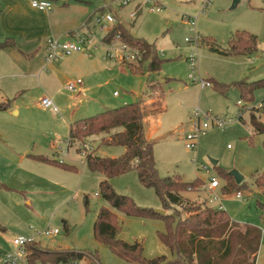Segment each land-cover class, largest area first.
<instances>
[{"label":"rangeland","instance_id":"obj_1","mask_svg":"<svg viewBox=\"0 0 264 264\" xmlns=\"http://www.w3.org/2000/svg\"><path fill=\"white\" fill-rule=\"evenodd\" d=\"M153 1L161 8L160 12L152 13L149 7L137 12L138 4L143 0L124 8L112 6L111 9L106 4L109 0L91 2L95 14L93 19L101 14L104 17L115 14L135 37L154 45L164 62L161 72H148V62H144L142 49L131 47L120 38L109 44L102 41L115 23L106 29L90 27L92 41L98 45L96 50L90 51V57L86 53L64 57L97 59L85 70V75L71 79L83 81L85 91L81 101L75 103L69 96L72 94L65 92L60 104L55 103L60 108L58 115L37 106L29 112V117L37 130L50 136L46 157L75 166L77 170L50 168L49 173L42 170L38 172L40 178L30 180L23 195L0 189V264H4L6 256L16 250L13 240L18 236L34 237L38 240L36 246L44 250L83 252L86 256L79 264H135L94 238L93 228L100 207L111 208L100 195L99 185L105 178L100 173L89 171L84 163V152H80L83 148L80 143L69 146V125L138 101L148 85L154 82H160L165 98L160 101L153 99L157 101L154 105L153 100L147 102L148 114L144 125L146 137L154 143L160 176L179 175L185 182L198 178L203 180L204 185L197 192H187L186 196L191 201L196 200L200 206L216 208V201L214 205L210 203L212 191L208 189V183L212 178L219 180L220 187L214 193L223 198L224 210L241 226H255L263 232L257 264H264V222L258 206L264 205V188L257 187L253 178L264 172V134L256 133L250 120L255 114L264 122V108L258 109L264 106V87L255 91L253 102L246 103L237 90L230 89L222 94L211 81L230 85L239 81L264 80V70L251 77L264 68V0H239L235 8V0H212L205 13H201L204 0ZM136 12L137 16L132 18ZM93 19L90 22L84 20L83 25H93ZM243 31L257 40L258 51L254 57H224L211 52L203 41L213 40L227 48L236 33ZM107 47L114 58L129 52L139 55L134 62H120L108 58ZM192 52L197 58L194 68L189 60ZM0 58L1 66L8 56L3 53ZM129 64L142 68L143 72H131ZM201 80L211 81L212 86L202 88ZM33 86L37 87L34 81ZM55 86L57 88L56 83ZM41 92L43 89L40 95ZM115 92L119 95L114 96ZM27 100L30 102L31 98ZM198 110L203 118H219L225 125L217 126L210 120V127L200 134L197 149L188 150L185 141L192 132L193 113ZM240 112L242 121L238 117ZM1 116L0 113L3 133L17 128L16 124ZM94 138V141L90 140L89 148L96 149V155L114 158L123 154L124 148L101 146L102 139ZM211 159L218 164L214 166ZM232 171H238L244 177V188H237L235 180L225 178ZM110 182L118 194L132 198L138 207L164 210L155 189L142 185L137 172L126 173ZM239 191L244 195L241 200L234 198ZM116 213L121 221L119 237L128 243L140 242L144 258H173L172 251L159 236L166 231L163 219L132 217L122 211ZM176 214L180 215L178 219L187 217L181 210ZM48 228H58L60 233L51 237L42 235Z\"/></svg>","mask_w":264,"mask_h":264},{"label":"trees","instance_id":"obj_2","mask_svg":"<svg viewBox=\"0 0 264 264\" xmlns=\"http://www.w3.org/2000/svg\"><path fill=\"white\" fill-rule=\"evenodd\" d=\"M115 18L116 23L104 35L103 42L109 44L118 36L129 46L144 51V62H148L149 73L161 72L164 62L155 46L143 38L135 37L117 15ZM92 19L93 17H89L87 21L90 22ZM69 35L74 37L75 33ZM203 41L208 44L211 52L224 57L251 58L258 51L256 38L246 31L237 32L227 48L221 47L213 40ZM9 46L10 42L0 43V50ZM128 68L133 73L143 72L142 68L132 64H129ZM211 81L214 88L222 94H226L230 89L237 90L246 103L253 102L255 91L264 87V80L239 81L230 85ZM164 98L160 82L150 83L138 101L80 119L70 127L69 146L80 143L83 147L80 152H84V163L89 171L100 173L105 178L99 185L100 195L111 208L100 207L93 228L95 240L108 246L121 258L135 264H256L262 239L261 229L251 225L241 226L225 210L200 206L196 200L191 201L186 196L187 192H197L199 187L204 185L203 180L198 178L193 182H185L179 175L160 176L156 167L154 143L146 137L144 119L148 114L147 102L153 99L160 101ZM157 101L153 100V105ZM9 107L10 101L0 104V111ZM242 120L243 117L240 118V121ZM250 120L254 131L264 134V122L258 120L255 114L251 115ZM118 129L122 131L114 133ZM100 135H105L100 142L101 146L122 147L125 149L124 154L114 158L96 155L97 150L89 148L90 140ZM31 157L65 170H77L75 166L45 156ZM132 171L137 172L142 185L155 189L163 202L164 215L152 209L140 208L132 198L120 195L114 190L110 180ZM225 178L234 180L229 174L225 175ZM253 178L257 187L264 188V172ZM242 184H237L236 187L244 188ZM85 204L87 207V200ZM258 206L264 222V205ZM179 210L187 217L178 219L180 215L176 213ZM116 211H122L132 217L163 219L166 231L159 236L162 243L172 251L173 258L161 256L146 259L143 257V246L140 242L128 243L122 240L119 237L121 221ZM65 228L68 229L67 223ZM35 243L29 244L26 248L29 261L32 263L79 264L86 256L85 253L77 251L40 249Z\"/></svg>","mask_w":264,"mask_h":264},{"label":"crops","instance_id":"obj_3","mask_svg":"<svg viewBox=\"0 0 264 264\" xmlns=\"http://www.w3.org/2000/svg\"><path fill=\"white\" fill-rule=\"evenodd\" d=\"M50 1L53 8L41 11L25 0H0V43H11V46L0 50V57L3 53L8 56L0 66V104L10 101V107L0 113L1 117L8 118L17 126L16 129L6 131L8 134L0 129V189L11 191L15 195L25 194L30 180L40 178L41 174L38 172L42 170L47 173L50 168L65 171L31 157H46L51 139L50 136L47 137V133L37 130L30 122L29 112L37 106L42 107L41 100L44 98L60 104V98L65 92L72 94L69 96L75 103L80 102L85 91L83 83L76 94L67 91L66 84L77 76L85 75V70L97 60L62 58L51 63L46 62L48 41L76 39V32H84V20L95 15L91 2L96 0ZM72 32L75 33L74 37L69 35ZM33 81L37 83V87L33 86ZM41 88L43 93L40 95ZM115 93L114 96L119 95ZM29 97L30 102L27 100ZM58 109L60 113V108ZM46 110L54 116L59 114ZM11 117H15V120H11ZM71 125L72 123L69 125V132ZM118 131L122 130H115L114 133ZM96 137L103 139L105 135ZM124 152L125 149L123 154ZM32 175L35 177H31ZM36 241L38 242L37 239Z\"/></svg>","mask_w":264,"mask_h":264},{"label":"built area","instance_id":"obj_4","mask_svg":"<svg viewBox=\"0 0 264 264\" xmlns=\"http://www.w3.org/2000/svg\"><path fill=\"white\" fill-rule=\"evenodd\" d=\"M31 4V6L35 9L41 10V11H49L53 8V3L50 0H25ZM109 3L107 4V8L111 9L112 6H116L118 8H124L127 6L132 5L133 3L137 2L138 0H109ZM212 2V0H204L203 10L201 13H205V9L209 6V4ZM144 7L150 8L149 11L152 13H158L161 11V8L153 1V0H143L142 3L138 4L137 12L139 9H143ZM136 13H133L131 16L132 18H135ZM190 21H194L191 18H188ZM116 23V18L114 14H107L105 17L103 14H101L99 17H96L93 19V24L96 26H101L103 29L108 28L110 25H113ZM193 23V22H192ZM92 24L83 25L84 32L81 34H76V39L74 40H66L61 41L59 39H50L47 44L46 48V62L51 63L58 59H62L64 57L70 56L73 53H86L88 56H91L90 51L96 50L98 48L97 44H94L92 41L93 33L91 31ZM117 38H119L117 36ZM103 41V40H102ZM198 42V39L195 40ZM108 49V58L118 60L120 62H134L137 59L138 53H127L122 54V56H117L116 58L112 57V54L109 52ZM189 60L191 62L192 67L194 68L197 63V58L195 52H192ZM82 80L78 79L76 82L71 81L66 84V90L71 93H78L80 86L82 85ZM201 87L207 88L211 87L212 83L209 81L201 80ZM115 95H118V93H115ZM41 105L52 111L53 114H58L59 109L54 104V102L49 98H44L41 100ZM264 106H259L258 109H262ZM239 119L242 117V113H239ZM194 120L191 123L192 126V132L189 133L186 137L185 146L188 150H196L198 147V140L200 137V134L203 133L205 130H207L210 127V120H212V123H215L217 126H224L225 122L224 120H221L219 118L210 119L209 116H205L203 118V114L198 110L193 113ZM203 122V124H202ZM220 187V182L216 178H212L210 182L208 183V189L212 191V194L210 196V203L213 204L214 201L217 202V209L224 210V205L222 202V198L214 193V191ZM244 195L241 191L236 192L234 198L241 200L243 199ZM214 205V204H213ZM214 208H216L214 206ZM60 233V230L58 228H48L45 230L42 235L51 237L58 235ZM36 239L34 237H27V236H18L14 238L13 244L16 247V250L12 253L8 254L4 260V264H43L41 262L32 263L29 261L28 253H27V246L29 244L35 243Z\"/></svg>","mask_w":264,"mask_h":264},{"label":"water","instance_id":"obj_5","mask_svg":"<svg viewBox=\"0 0 264 264\" xmlns=\"http://www.w3.org/2000/svg\"><path fill=\"white\" fill-rule=\"evenodd\" d=\"M238 2H239V0H235V1H234L233 8H235V7L237 6ZM263 70H264V68H262V69H260V70H257L256 72H254V73L252 74L251 77H255V76L259 75ZM211 162H212V164H213L214 166H216V165L218 164V162H217L216 160H212V159H211ZM230 175L234 178L235 182H236L238 185H240V184L244 181V177H243L238 171H232V172L230 173ZM157 212L160 213V214H162V215L165 214V211H164V210H162V211H157Z\"/></svg>","mask_w":264,"mask_h":264}]
</instances>
